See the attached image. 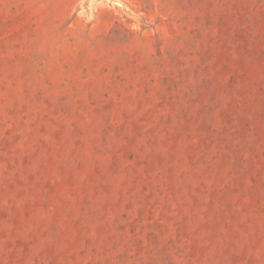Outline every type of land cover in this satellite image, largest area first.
Returning <instances> with one entry per match:
<instances>
[{
    "label": "rangeland",
    "instance_id": "1",
    "mask_svg": "<svg viewBox=\"0 0 264 264\" xmlns=\"http://www.w3.org/2000/svg\"><path fill=\"white\" fill-rule=\"evenodd\" d=\"M0 264H264V0H0Z\"/></svg>",
    "mask_w": 264,
    "mask_h": 264
}]
</instances>
